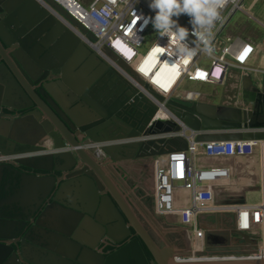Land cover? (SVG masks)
Masks as SVG:
<instances>
[{"label": "water", "instance_id": "obj_1", "mask_svg": "<svg viewBox=\"0 0 264 264\" xmlns=\"http://www.w3.org/2000/svg\"><path fill=\"white\" fill-rule=\"evenodd\" d=\"M156 98L124 80L38 0H0V155L36 152L0 162V264H152L144 246L154 264H264V257H231L259 247L257 237L237 230L233 212L230 224L201 218L205 249L187 259L188 227L157 215L156 200L146 211L117 192L134 183L130 191H144L145 166L188 150L192 134L203 142H264V77L244 76L239 99ZM251 191L224 204H246Z\"/></svg>", "mask_w": 264, "mask_h": 264}, {"label": "built area", "instance_id": "obj_2", "mask_svg": "<svg viewBox=\"0 0 264 264\" xmlns=\"http://www.w3.org/2000/svg\"><path fill=\"white\" fill-rule=\"evenodd\" d=\"M55 1L87 28L96 40L83 33L46 0H38L43 7L78 34L124 80L155 102L158 101L157 95L166 99L180 95L187 99H197L202 96L201 93L184 88L186 83L222 84L225 78L232 75V71L237 72L236 70L240 80L246 75L264 77V37L254 41L225 34L237 10L244 11L264 28V21L253 15L252 8L243 6L244 0H235L233 3L230 0H208L212 6L216 3L221 6L211 29L213 51L211 54L201 53L179 63L171 56V45L167 37L159 38L157 34L146 46L149 35L155 33L151 24L145 26L141 18L153 14L148 7V0H89V3H86V0ZM187 17L188 24L185 27L191 28L190 17ZM104 47H108L117 59L106 52ZM157 48L162 51L156 53L154 50ZM257 54L263 60L261 66L252 62ZM119 59L128 63L135 73L122 66ZM169 115L162 118H170ZM146 139L147 137H141L132 141ZM188 140V150L175 151L153 160L156 214L173 217L171 220L189 228L193 255L187 259H198L196 252L205 249L206 231L200 226L201 218L209 214L227 212L236 214L238 231L259 239L256 252L231 257H264V191L258 203H216L218 181L229 178L230 169L221 165H199L197 162L199 156L251 157L258 148H262L263 142L245 139L203 142L196 141L194 134L189 136ZM35 153L1 154L0 162L16 161L36 155ZM178 185H181L182 191H177Z\"/></svg>", "mask_w": 264, "mask_h": 264}, {"label": "crops", "instance_id": "obj_3", "mask_svg": "<svg viewBox=\"0 0 264 264\" xmlns=\"http://www.w3.org/2000/svg\"><path fill=\"white\" fill-rule=\"evenodd\" d=\"M256 66H261L263 63L262 58L259 54L256 55L255 59L252 61ZM184 88L196 90L201 93L202 98L208 101L221 102L229 99H239L241 98V80L240 76L237 72L232 71V75L227 76L225 81L222 84L213 85L208 83H186ZM260 149L255 152V154L251 157H217V158H207L204 156L198 157L199 165H221L230 169V177L227 179H220L216 188V203L224 204L227 201L229 195L233 194H242L244 191L252 187H256V191L247 192L246 199L248 204L258 203L261 201L263 197V186H264V162L262 164L261 159H264L263 152L261 155L259 154ZM30 153V152H23ZM21 154V153H17ZM256 155V156H255ZM232 164H229V163ZM236 162V163H235ZM256 163V164H255ZM151 165V170L153 171L154 177V165ZM239 165V167H238ZM151 171V172H152ZM250 175V176H249ZM137 178L140 179V175H137ZM135 181V179H133ZM141 181L144 185L142 188L144 191H149V187L144 183L143 177L141 176ZM124 183V182H122ZM226 183V184H225ZM136 183H134L130 189H132ZM262 185V188L258 190L257 186ZM181 185H178L177 191H182L180 188ZM140 186L138 185L135 189H138ZM154 185H151V188ZM127 189L126 191H130ZM134 189V190H135ZM178 200V199H177ZM179 201V200H178ZM217 214H226L228 216H222L216 218L213 216L215 214L206 215L207 222H220V224H230L232 221L233 214L232 212L227 213H217ZM208 216H212V219L209 220ZM204 217V218H205ZM173 219V217H170ZM82 236H85L81 234ZM221 241V240H220ZM217 244H221V242H216Z\"/></svg>", "mask_w": 264, "mask_h": 264}, {"label": "clouds", "instance_id": "obj_4", "mask_svg": "<svg viewBox=\"0 0 264 264\" xmlns=\"http://www.w3.org/2000/svg\"><path fill=\"white\" fill-rule=\"evenodd\" d=\"M148 7L153 14L142 16L143 24H151L159 38H168L175 62L187 61L201 53L211 54V29L218 11L208 0H148ZM182 14L190 17L191 28L174 19Z\"/></svg>", "mask_w": 264, "mask_h": 264}, {"label": "rangeland", "instance_id": "obj_5", "mask_svg": "<svg viewBox=\"0 0 264 264\" xmlns=\"http://www.w3.org/2000/svg\"><path fill=\"white\" fill-rule=\"evenodd\" d=\"M86 3H89V0L85 1ZM243 6L245 8H252L251 11L256 18H259L264 21V0H244ZM231 11L228 10V13ZM226 14V13H225ZM174 19H177L179 23H181L184 26H187L188 24V17L184 14L180 15L178 18L174 17ZM227 31H225V34H229L231 36H242L244 38H250L254 41L261 39L264 37V28L261 24H259L254 18L250 17L248 14H246L242 10H237L235 14L232 16L228 26ZM157 36V33H153L149 35L147 39L146 46L151 43V41ZM238 72V70H236ZM261 155V152H263L264 156V149L259 148ZM263 150V151H262ZM209 220L212 219V216L208 217Z\"/></svg>", "mask_w": 264, "mask_h": 264}, {"label": "flooded vegetation", "instance_id": "obj_6", "mask_svg": "<svg viewBox=\"0 0 264 264\" xmlns=\"http://www.w3.org/2000/svg\"><path fill=\"white\" fill-rule=\"evenodd\" d=\"M151 162H149L148 165L145 166V170L143 173V180L144 183L149 187V191H117L120 195V197L123 200H128L131 205L138 206V208L142 207L146 211H149L148 209L155 210V194H154V187L151 188V185H154V177H153V171L151 170ZM152 171V172H151ZM117 175L120 177L121 182H126L128 184L129 181H131V178L129 176L123 177L121 172L115 171ZM143 245V244H142ZM144 246V245H143ZM41 248V247H39ZM145 251L147 253V256L149 258V261L154 264L153 257L147 250V248L144 246ZM115 250L114 246L108 247L107 250ZM53 254L52 252H50Z\"/></svg>", "mask_w": 264, "mask_h": 264}, {"label": "bare ground", "instance_id": "obj_7", "mask_svg": "<svg viewBox=\"0 0 264 264\" xmlns=\"http://www.w3.org/2000/svg\"><path fill=\"white\" fill-rule=\"evenodd\" d=\"M235 0H230V2H234ZM216 9H217V11H218V13H219V10H220V8H221V6H220V4H214L213 5ZM161 115H169V113H168V111H166V110H163L162 111V113H161ZM261 149H264V142H263V145H262V148ZM263 151V150H262ZM256 156V155H255ZM254 157V156H253ZM261 162H262V164H263V162H264V159L262 160L261 159ZM236 163V162H235ZM229 164H232L231 162L229 163ZM256 164V163H255ZM238 167H239V165H238ZM250 176V175H249ZM220 180V179H219ZM226 184V183H225ZM264 187V186H263ZM263 191H264V188H263ZM215 235H217V234H215ZM263 247H264V242H263Z\"/></svg>", "mask_w": 264, "mask_h": 264}, {"label": "snow or ice", "instance_id": "obj_8", "mask_svg": "<svg viewBox=\"0 0 264 264\" xmlns=\"http://www.w3.org/2000/svg\"><path fill=\"white\" fill-rule=\"evenodd\" d=\"M117 43H119V42H117ZM154 51H155L156 53H159V52H161L162 50L159 49V48H157V49H155Z\"/></svg>", "mask_w": 264, "mask_h": 264}]
</instances>
